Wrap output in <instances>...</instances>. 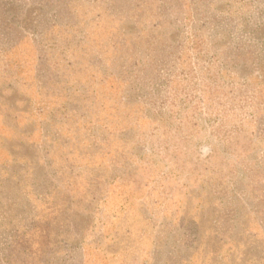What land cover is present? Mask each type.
I'll return each instance as SVG.
<instances>
[{
	"label": "rangeland",
	"instance_id": "rangeland-1",
	"mask_svg": "<svg viewBox=\"0 0 264 264\" xmlns=\"http://www.w3.org/2000/svg\"><path fill=\"white\" fill-rule=\"evenodd\" d=\"M0 264H264V0H0Z\"/></svg>",
	"mask_w": 264,
	"mask_h": 264
},
{
	"label": "clouds",
	"instance_id": "clouds-1",
	"mask_svg": "<svg viewBox=\"0 0 264 264\" xmlns=\"http://www.w3.org/2000/svg\"><path fill=\"white\" fill-rule=\"evenodd\" d=\"M203 152H204V154L206 155L207 152H208V148H204V149H203Z\"/></svg>",
	"mask_w": 264,
	"mask_h": 264
}]
</instances>
